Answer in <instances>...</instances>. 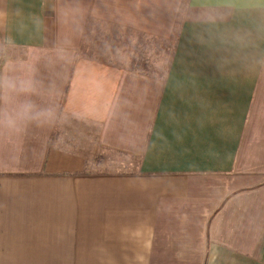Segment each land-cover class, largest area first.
Wrapping results in <instances>:
<instances>
[{"label": "crops", "instance_id": "crops-1", "mask_svg": "<svg viewBox=\"0 0 264 264\" xmlns=\"http://www.w3.org/2000/svg\"><path fill=\"white\" fill-rule=\"evenodd\" d=\"M212 11L0 0V77L52 111L0 127V264H264V2Z\"/></svg>", "mask_w": 264, "mask_h": 264}, {"label": "clouds", "instance_id": "clouds-1", "mask_svg": "<svg viewBox=\"0 0 264 264\" xmlns=\"http://www.w3.org/2000/svg\"><path fill=\"white\" fill-rule=\"evenodd\" d=\"M197 4L204 10L202 19L206 22H214L217 16L213 14V8L230 0H196ZM264 2V0H257ZM234 39L237 43L245 44L248 35L236 34ZM259 67L264 68V60H258ZM33 92L30 82L17 80L8 76L0 77V102L4 107L0 108V127L16 130L22 123L29 121H40L44 118H50L52 111L49 109H38L34 101L25 99L20 101L16 99L21 95H28Z\"/></svg>", "mask_w": 264, "mask_h": 264}, {"label": "trees", "instance_id": "trees-1", "mask_svg": "<svg viewBox=\"0 0 264 264\" xmlns=\"http://www.w3.org/2000/svg\"><path fill=\"white\" fill-rule=\"evenodd\" d=\"M176 38H177V36H176ZM176 45H177V41H176V42H172V43L170 44L169 49H170V52H171V56H173L174 53H175ZM171 60H172V58H171ZM171 60H170V62H171ZM169 65H170V64H169ZM167 70H169V67H168Z\"/></svg>", "mask_w": 264, "mask_h": 264}, {"label": "built area", "instance_id": "built-area-1", "mask_svg": "<svg viewBox=\"0 0 264 264\" xmlns=\"http://www.w3.org/2000/svg\"><path fill=\"white\" fill-rule=\"evenodd\" d=\"M0 66H1V57H0Z\"/></svg>", "mask_w": 264, "mask_h": 264}, {"label": "rangeland", "instance_id": "rangeland-1", "mask_svg": "<svg viewBox=\"0 0 264 264\" xmlns=\"http://www.w3.org/2000/svg\"><path fill=\"white\" fill-rule=\"evenodd\" d=\"M1 57V56H0Z\"/></svg>", "mask_w": 264, "mask_h": 264}]
</instances>
